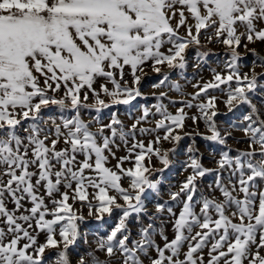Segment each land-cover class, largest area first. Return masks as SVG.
Returning <instances> with one entry per match:
<instances>
[{
	"label": "snow or ice",
	"instance_id": "snow-or-ice-1",
	"mask_svg": "<svg viewBox=\"0 0 264 264\" xmlns=\"http://www.w3.org/2000/svg\"><path fill=\"white\" fill-rule=\"evenodd\" d=\"M257 42L264 0H0V264H264ZM85 210L108 227L78 252Z\"/></svg>",
	"mask_w": 264,
	"mask_h": 264
},
{
	"label": "rangeland",
	"instance_id": "rangeland-1",
	"mask_svg": "<svg viewBox=\"0 0 264 264\" xmlns=\"http://www.w3.org/2000/svg\"><path fill=\"white\" fill-rule=\"evenodd\" d=\"M208 47L212 48V53H213L208 57L210 62H215L223 58L224 49L222 46L213 47L212 45H209ZM249 48H254L260 56L264 57V43L257 42L256 44L249 45ZM203 50L205 49H202V51ZM241 53L245 57V63L250 62L252 60L253 58L252 53L246 52L243 49H241ZM189 55L192 56L193 53L190 52ZM257 70L259 71L260 69H257ZM192 71L193 69L189 67V69L187 70V74L189 77L191 76ZM244 71H247V68H244ZM203 76L205 79H208L209 73L207 71H204ZM158 79L159 77L155 73H152L149 71V74L144 78L142 85H141L142 90L145 92V94L149 95V100L141 101V103L151 104L154 102V100L151 98V95H150L152 92V89L149 87V85ZM186 89L189 92L193 90L190 84H186ZM219 109L221 113L226 112V109L224 108L223 104L219 105ZM170 110L174 112L175 108H171ZM244 111H247V109L242 107L241 109L237 110L235 113H228L226 115L222 114L218 116L217 119L219 121L220 126L221 127L227 126L230 121H235ZM120 112H121V119H123L125 123L130 124L132 121L128 118L126 114V110L123 107H121ZM104 115L106 117L107 113H105ZM86 118H87V114H86ZM233 136L235 137L236 140L241 141L240 143H235L234 140L230 139L229 144L231 145L233 149H245L247 147V144L243 142L242 133L234 131ZM191 142L192 141L189 140L188 138L181 141V149H180L181 154H180V157H178V161L183 159V149L186 148L188 144H190ZM167 146L168 145H165V147ZM195 146L200 149L201 153H203L204 165L209 168L215 167L213 154L214 153L218 154L221 151L220 146L210 143L199 137L196 138ZM124 154H125V150L123 147H121L119 151H117V156H122ZM113 163H115V161H113ZM156 166L159 167L158 164ZM185 175H187V173L181 172L180 163L179 162L175 163L173 167H171L166 173H164V177L166 178V181H167L165 184V187H168L169 185H177L180 181L184 179ZM213 179H214V176L212 175L206 176L204 178L203 186H204L205 191H207V185L210 184L213 181ZM84 214H85L86 219L81 225V231L87 237L89 243L88 244H84L82 242L79 243V247L77 249L78 252H83L85 249L91 250V248H94L95 247L93 243L94 235L97 233H102L103 231L107 230V227H108L107 224L102 225L101 222H98L94 220L93 218L87 217L86 210ZM109 223H112V221H109ZM133 232H135V228H133ZM168 234H169V238H171L172 234L170 230ZM89 246H91V248ZM97 255L101 259H105L103 253H97ZM73 259H75V255H73Z\"/></svg>",
	"mask_w": 264,
	"mask_h": 264
}]
</instances>
